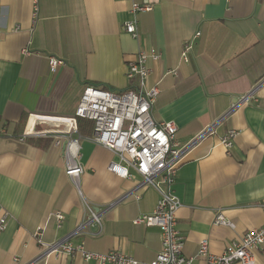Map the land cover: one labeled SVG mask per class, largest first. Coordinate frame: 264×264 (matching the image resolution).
Returning a JSON list of instances; mask_svg holds the SVG:
<instances>
[{
	"label": "crops",
	"instance_id": "crops-1",
	"mask_svg": "<svg viewBox=\"0 0 264 264\" xmlns=\"http://www.w3.org/2000/svg\"><path fill=\"white\" fill-rule=\"evenodd\" d=\"M134 1L40 0L35 20L31 0H0V219L6 216L0 264H95L78 254L38 260L41 243L68 236L89 252L156 259L160 229L133 221L152 214L160 194L151 185L136 188L139 176L109 171L118 159L92 140L91 121H78L82 194L53 138L20 141L32 115L72 117L88 85L135 90L128 65L143 50L160 54L148 61V86L160 88L155 121L175 122V143L191 145L173 186L182 204L176 227L184 255L196 257L205 239L221 255L246 231L264 226V0H162L133 14ZM129 21L137 22V39L126 32ZM193 39L190 61L182 62L183 44ZM49 57L66 65L51 72ZM252 92L250 104H238ZM52 127L40 123L36 130ZM231 131L237 136L226 149L221 139ZM86 203L100 213L97 230L81 227ZM220 212L235 228L214 225ZM256 263L264 264V244Z\"/></svg>",
	"mask_w": 264,
	"mask_h": 264
},
{
	"label": "built area",
	"instance_id": "built-area-1",
	"mask_svg": "<svg viewBox=\"0 0 264 264\" xmlns=\"http://www.w3.org/2000/svg\"><path fill=\"white\" fill-rule=\"evenodd\" d=\"M33 6V19L36 20L40 10V0H31ZM162 0L134 1L132 13L150 12ZM126 32L134 39L138 38L136 21H129ZM200 33H196L198 37ZM194 37V39H195ZM186 41L182 48V62H189L195 41ZM135 61L128 65L127 79L135 80V90L115 92L94 85L86 86L77 109L72 117H55L32 115V125L20 137V141L38 136L53 138L54 145L62 147L66 159V175L79 189V178L84 173L80 164L81 140L79 134V119L89 120L93 123L92 140L110 150L118 161H111L109 171L120 178L135 179L141 177L136 188L148 185L156 188L160 194L158 205L150 215L137 216L133 221L135 225L156 227L161 231V250L156 259L150 263H141L130 255L120 251H111L107 254H97L87 251L83 246L76 247L70 243L71 236L52 245H43L44 254L38 259H47L51 255H75L83 257L86 262L95 264H193L194 259H200L204 264H257L256 249L264 244V226L246 231L237 240L231 242L225 252L214 255L209 250V240L201 242L198 255L188 258L183 249L185 240L180 235L177 226V210L182 206L181 201L174 195L178 168L184 162L188 148L180 147L175 143L177 125L175 122H157L153 116L154 104L159 96L160 88L149 87L147 79L151 74L148 61L156 62L160 54L143 50L139 52ZM51 72H56L65 61L56 57H49ZM177 74V71H173ZM253 93L241 97L238 104H250ZM40 123L52 125V129L36 130ZM4 130H0V134ZM77 135V136H76ZM237 132L231 131L221 139V144L227 149L232 147ZM87 219L81 227L101 225L100 213L86 203ZM57 221L62 222V213L56 215ZM6 216L0 219V232L6 228ZM214 225H223L235 228V224L227 221L222 213L216 215ZM40 235V233H37ZM44 264H49L45 260Z\"/></svg>",
	"mask_w": 264,
	"mask_h": 264
},
{
	"label": "water",
	"instance_id": "water-1",
	"mask_svg": "<svg viewBox=\"0 0 264 264\" xmlns=\"http://www.w3.org/2000/svg\"><path fill=\"white\" fill-rule=\"evenodd\" d=\"M94 229H95V230H97V229H98V227H96V226H95V227H94Z\"/></svg>",
	"mask_w": 264,
	"mask_h": 264
},
{
	"label": "trees",
	"instance_id": "trees-1",
	"mask_svg": "<svg viewBox=\"0 0 264 264\" xmlns=\"http://www.w3.org/2000/svg\"><path fill=\"white\" fill-rule=\"evenodd\" d=\"M81 120H83V119H81Z\"/></svg>",
	"mask_w": 264,
	"mask_h": 264
}]
</instances>
